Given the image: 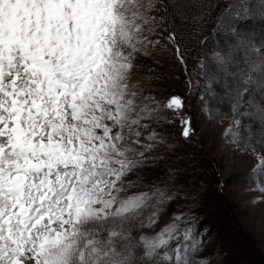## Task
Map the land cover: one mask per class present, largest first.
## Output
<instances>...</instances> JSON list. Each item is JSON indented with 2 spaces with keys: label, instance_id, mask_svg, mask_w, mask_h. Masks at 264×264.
Here are the masks:
<instances>
[{
  "label": "snow or ice",
  "instance_id": "6c2138e0",
  "mask_svg": "<svg viewBox=\"0 0 264 264\" xmlns=\"http://www.w3.org/2000/svg\"><path fill=\"white\" fill-rule=\"evenodd\" d=\"M165 65L228 103L201 111L230 121L264 203V0H0V264L219 258L203 184L177 167L194 129L181 97L158 98Z\"/></svg>",
  "mask_w": 264,
  "mask_h": 264
},
{
  "label": "rangeland",
  "instance_id": "374dc122",
  "mask_svg": "<svg viewBox=\"0 0 264 264\" xmlns=\"http://www.w3.org/2000/svg\"><path fill=\"white\" fill-rule=\"evenodd\" d=\"M163 71L168 74V80L163 85L165 91L162 94H158V98L167 99L173 93L179 95L183 99L185 112L190 116L196 115L194 116L196 119L191 138L196 139L201 146V151L214 161L217 175H219L222 182L220 190L230 207L234 220L248 234L255 245L254 247L260 251L264 260V203H251L252 197L258 196L259 193L250 190V186L242 185L235 180V177L240 176L244 179L243 177L250 172L254 163L252 156L240 153L234 146L229 145L223 139L222 133L230 122L229 120L215 121L206 118L201 111L202 100L195 95L197 91L194 88L192 90L189 89V77H184L182 69L173 70L165 65ZM189 73H193V70H189ZM199 76V74H193L191 83L194 85L198 84L199 78L202 85L205 84L204 80ZM217 86L220 87L219 85ZM217 86L215 87L217 88ZM176 90L178 93L174 92ZM214 98L218 106L222 104L229 108L226 101L220 102L219 96ZM180 149H182L181 144L178 151ZM222 236L223 238H228L226 234Z\"/></svg>",
  "mask_w": 264,
  "mask_h": 264
},
{
  "label": "trees",
  "instance_id": "16d2710c",
  "mask_svg": "<svg viewBox=\"0 0 264 264\" xmlns=\"http://www.w3.org/2000/svg\"><path fill=\"white\" fill-rule=\"evenodd\" d=\"M194 54L195 53H193V55ZM193 69L194 65L190 56L188 71ZM199 75L205 83V77L201 74ZM184 77L187 78L186 75ZM188 85L189 89L192 90L194 88L195 91H197L195 93L196 96L200 99L203 96L209 105L214 108L218 107L221 113L229 112L228 107L222 104L218 106L216 99L207 95L205 84L202 85L199 78L198 84L194 85L188 83ZM215 90L217 93H221L220 87H215ZM174 92L178 93L177 90ZM194 116L196 115L194 114ZM194 116H190L192 127L196 119ZM221 120L227 119L215 121ZM179 144H181L182 149L177 151V155L182 159L177 164V167L183 170L181 180H194L197 183L202 182L203 184L202 196L198 202V207L194 209V213L201 218L198 227L199 229H207V236L205 239L210 241L205 248L204 254H216L219 258L212 263L217 264H264L260 251L254 247L255 245L252 243L248 234L240 227L239 223L234 220L230 212V207L220 190L222 182L220 181L219 175H217L214 161L201 151L200 144H198L194 138H191L187 142L179 140ZM248 173L243 177L244 179L240 176L237 178L235 177V180L242 185L250 186L253 181ZM178 203H187V201L181 200L178 201ZM224 234H226L228 238H223L222 235Z\"/></svg>",
  "mask_w": 264,
  "mask_h": 264
}]
</instances>
